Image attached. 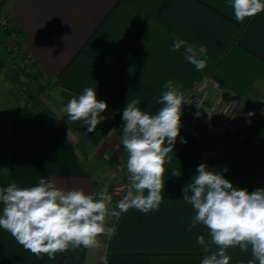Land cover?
Returning a JSON list of instances; mask_svg holds the SVG:
<instances>
[{"label": "crops", "instance_id": "0c3cea01", "mask_svg": "<svg viewBox=\"0 0 264 264\" xmlns=\"http://www.w3.org/2000/svg\"><path fill=\"white\" fill-rule=\"evenodd\" d=\"M230 3L0 0L18 38L13 43L0 28V52L7 46L14 57L11 64L29 68L32 77L27 81L34 85L26 98L14 93V78L4 75L13 66L3 64L0 56V169H9L7 174L0 172V187L12 182L34 186L43 176L64 188L117 192L100 176L108 173L112 183L118 179L113 173L123 154L116 129L100 122L93 132L104 133L91 139L96 156L90 157L84 147L82 155L76 140L82 142V134L89 140L90 133L76 123L69 125L63 111L87 87L97 90L98 100L122 116L132 99L143 112L157 114L162 106L157 101L169 81L177 88L195 85L232 115L227 130L181 117L180 136L165 163L164 200L158 210L145 214L130 209L118 220L109 218V226L117 225V235L102 237L98 248L57 253L54 260L25 250L0 228V264H201L205 254L197 237L207 240L209 231L202 224L188 231L195 211L182 199L198 165L206 163L221 172L227 167L223 174L234 187L249 192L264 188V113L258 109L264 97V12L239 23ZM174 38L205 45L206 67L198 71L185 61L183 49L171 51ZM106 155V168H88V162L97 165ZM115 203L114 198L112 207ZM2 207L0 203V214ZM228 254L230 264L252 259L250 250L241 252L238 247Z\"/></svg>", "mask_w": 264, "mask_h": 264}, {"label": "clouds", "instance_id": "9594fccd", "mask_svg": "<svg viewBox=\"0 0 264 264\" xmlns=\"http://www.w3.org/2000/svg\"><path fill=\"white\" fill-rule=\"evenodd\" d=\"M230 6L239 23L264 12V0H231ZM172 35L175 37V33ZM181 49L185 61L196 70L206 67L205 45L174 38L170 50ZM166 88L157 101L162 106L155 115L143 112L137 99L128 100L123 109L120 139L127 153L129 182L117 190L124 194L114 207L112 195L103 190L88 193L81 188H64L55 179L42 176L34 186L19 187L12 182L0 187V228L25 250L37 257L47 254L54 260L57 253L80 247L98 248L102 237L111 239L117 235V225L109 226V218L118 220L130 209L145 214L158 210L164 200L165 163L171 160L168 154L173 152L182 128V106L193 104L171 81ZM195 105L200 109V103ZM107 108L106 101L98 100L97 90L87 87L82 94L73 96L63 111L69 125L79 122L87 126V132H93L106 119L101 113ZM205 111L211 118L212 112ZM181 142L187 140L181 138ZM8 171L0 169L4 174ZM227 171V167L221 172L201 163L184 188L182 199L195 211L188 231L198 224L209 231V239L197 237L205 254L201 264H230L228 250L237 247L241 252L251 251L248 264H264V188L249 192L247 188L234 187L223 174ZM173 175L180 176L175 170Z\"/></svg>", "mask_w": 264, "mask_h": 264}, {"label": "built area", "instance_id": "2783aa9c", "mask_svg": "<svg viewBox=\"0 0 264 264\" xmlns=\"http://www.w3.org/2000/svg\"><path fill=\"white\" fill-rule=\"evenodd\" d=\"M0 28L6 31L7 35L10 37L13 43H15L16 40H18L16 32L13 30V28L10 27L8 17L1 7H0ZM16 79H14L13 81L12 90L20 98H26L29 95V89L25 86V84L20 83ZM178 89L183 93V95L187 99L193 102V104H185L182 106V111H183L182 116L185 119L202 120L210 123L218 130H227L228 127L231 125L232 115L223 107L221 102L208 97L207 95L202 93V91L195 85L181 86ZM80 94L82 93H78L75 96H78ZM263 100L264 97L259 101L258 104V109L260 110L261 113H264ZM195 103H200V109L196 107ZM205 110L212 112L213 115L211 118H209L208 113ZM197 112H200L199 116L196 115ZM101 116L106 117V119L101 121L102 123L108 126H112L117 131V135L119 137L120 151L123 154L121 158L122 159L121 170H122V174L125 176L123 181L125 180L126 183V180H128V173L126 169L127 153L124 151L120 139L122 136L121 125L124 123L121 119L122 116L115 113L114 111H111L108 108L106 109L105 112L101 113ZM120 179L122 180V175L120 176ZM122 187L123 186H120L119 188Z\"/></svg>", "mask_w": 264, "mask_h": 264}, {"label": "rangeland", "instance_id": "374dc122", "mask_svg": "<svg viewBox=\"0 0 264 264\" xmlns=\"http://www.w3.org/2000/svg\"><path fill=\"white\" fill-rule=\"evenodd\" d=\"M1 48L2 49H1V52H0V56L4 60L3 64L9 65V66L12 65L11 63H13L12 61H13L14 57H13L12 54H10V50L5 45H2ZM26 69L29 70L30 72H32L29 68L25 67L24 65L20 66L19 69L11 68L10 70H8V68H6V70L4 72H5L6 75H8V73H9V75L11 76L12 79L13 78H17V79H20L21 81H23V83L25 84V86L29 90L30 89H34V85L33 84L30 85V82L27 81L29 77L25 76V71L24 70H26ZM16 70H18L17 74L14 73V72H16ZM9 75H8V77H9ZM85 133H89V132L86 131ZM82 136H83L82 142L81 141L78 142L76 140V143L78 145L79 151L82 153V155H84V149H85L87 151V153L90 155V157H95L96 156V154H94V149L95 148L92 145L93 142H92L91 138H89V140H87L86 136L84 134H82ZM83 147H84V149H83ZM120 158H121V156H118V160L116 161V162H119L118 169L115 170L116 171L115 173H113V177H118V179L114 182L115 185H114V183H112L113 179L110 180L109 182L107 181L109 179L108 173H106V175L104 174L105 172H102L100 174L102 182L104 184H106V186H109L108 187L109 190H112V189L113 190L114 189L118 190L120 186H124V184H125V180L123 181L125 176L122 174V170H121L122 159L119 160ZM106 166H107V155L102 157V159H100L98 161L97 165H92L90 162H88V168L90 170H92V172H94V170H96V169L101 171V169L106 168ZM121 175H122V180L120 179ZM108 189L106 187L107 191H108ZM96 192H100V191H96ZM111 195H112L113 199L115 198L116 201H117V200H119L121 198L122 192L113 191V193Z\"/></svg>", "mask_w": 264, "mask_h": 264}, {"label": "trees", "instance_id": "16d2710c", "mask_svg": "<svg viewBox=\"0 0 264 264\" xmlns=\"http://www.w3.org/2000/svg\"><path fill=\"white\" fill-rule=\"evenodd\" d=\"M13 67H11V68H15V69H19V67L20 66H22L21 64H15V65H12ZM11 68H8V70H10ZM25 71V76H28V77H32V76H30V74H31V72L29 71V70H24ZM17 72H18V70H16V72H14V73H16L17 74ZM6 75V74H5ZM8 75H9V73H8ZM8 75H6V76H8ZM9 77L11 78V76L9 75ZM8 77V78H9ZM12 79V78H11ZM14 79H16V78H14ZM16 80H18L20 83H23V81H21L20 79H16ZM24 84V83H23ZM223 95L225 96V97H229L230 95L228 94V92H223ZM76 124H77V126L79 127V129L80 130H85V131H87V126L85 125V126H81V124L79 123V122H76ZM97 126H99V125H97ZM104 129L102 130V131H100V132H89L90 133V135H89V138H91L93 141L95 140V139H97V137H99V136H101L103 133H104ZM112 156H113V154H111V157H110V160L111 161H113L112 160Z\"/></svg>", "mask_w": 264, "mask_h": 264}]
</instances>
